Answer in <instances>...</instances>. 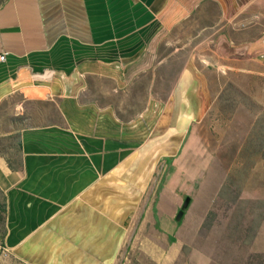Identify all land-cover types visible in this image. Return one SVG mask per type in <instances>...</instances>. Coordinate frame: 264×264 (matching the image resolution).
<instances>
[{
  "label": "crops",
  "instance_id": "crops-1",
  "mask_svg": "<svg viewBox=\"0 0 264 264\" xmlns=\"http://www.w3.org/2000/svg\"><path fill=\"white\" fill-rule=\"evenodd\" d=\"M0 56V108L20 101L0 132V264H129L150 220L179 246L180 173L152 193L209 109L197 60L264 67V0H0Z\"/></svg>",
  "mask_w": 264,
  "mask_h": 264
},
{
  "label": "rangeland",
  "instance_id": "rangeland-1",
  "mask_svg": "<svg viewBox=\"0 0 264 264\" xmlns=\"http://www.w3.org/2000/svg\"><path fill=\"white\" fill-rule=\"evenodd\" d=\"M197 32L190 29L192 35ZM192 39L198 41L196 36ZM187 57L182 54L180 63ZM202 60L210 64L209 59ZM197 62L200 79L212 90L209 109L204 120L193 125L175 158L181 172H162L152 193L157 198L163 183L180 173L181 186L174 191L182 199V214L176 221L180 229L174 234L179 246L173 248L176 240L160 235L150 220L145 230L136 228L129 238L123 262L139 264V259H148V264H157V247L171 264L201 263L205 256L209 264H264V255L251 251L264 222V161L250 136L258 119L264 118V67L213 63L205 71L202 61ZM19 103L11 99L0 108L1 133L14 129ZM235 164L241 166L228 172ZM141 243L149 251L142 253Z\"/></svg>",
  "mask_w": 264,
  "mask_h": 264
},
{
  "label": "trees",
  "instance_id": "trees-1",
  "mask_svg": "<svg viewBox=\"0 0 264 264\" xmlns=\"http://www.w3.org/2000/svg\"><path fill=\"white\" fill-rule=\"evenodd\" d=\"M263 119L264 118L258 119L254 128L252 129V132L250 133V136L251 137L253 136L254 142L257 146L256 148H258V153L260 154L261 159L264 161V122H262ZM0 221H1V216H0Z\"/></svg>",
  "mask_w": 264,
  "mask_h": 264
},
{
  "label": "built area",
  "instance_id": "built-area-1",
  "mask_svg": "<svg viewBox=\"0 0 264 264\" xmlns=\"http://www.w3.org/2000/svg\"><path fill=\"white\" fill-rule=\"evenodd\" d=\"M3 60H4V56H0V61ZM7 254H8L7 249L2 245L0 241V258L6 257Z\"/></svg>",
  "mask_w": 264,
  "mask_h": 264
},
{
  "label": "water",
  "instance_id": "water-1",
  "mask_svg": "<svg viewBox=\"0 0 264 264\" xmlns=\"http://www.w3.org/2000/svg\"><path fill=\"white\" fill-rule=\"evenodd\" d=\"M179 215H178V217H177V219H180V216H181V211L178 213Z\"/></svg>",
  "mask_w": 264,
  "mask_h": 264
}]
</instances>
